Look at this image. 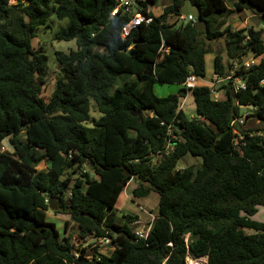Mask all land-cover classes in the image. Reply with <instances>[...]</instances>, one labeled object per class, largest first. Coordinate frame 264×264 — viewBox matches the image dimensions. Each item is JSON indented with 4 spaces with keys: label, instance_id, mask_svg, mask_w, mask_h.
I'll return each instance as SVG.
<instances>
[{
    "label": "trees",
    "instance_id": "trees-1",
    "mask_svg": "<svg viewBox=\"0 0 264 264\" xmlns=\"http://www.w3.org/2000/svg\"><path fill=\"white\" fill-rule=\"evenodd\" d=\"M10 1L0 0V143L11 147L0 151V264H264V222L253 219L264 206V131L236 125L238 136L230 124L244 116L264 123V58L243 66L264 54L262 30L227 25L225 0H190L206 23L201 35L192 21L174 26L185 0H170L157 16L149 8L158 0H136L151 20L125 38L130 15H111L117 0ZM232 7L264 20V0ZM51 13L67 19L55 39L76 48L55 52L59 75L44 99L47 57L30 39ZM220 39L227 58L215 52L213 73L233 70L245 88L231 97L227 87L215 100L212 88L195 86L198 117H188L180 85L204 77L208 43ZM155 84L179 89L159 97ZM239 104L253 108L240 115ZM186 155L200 159L196 170L177 168ZM130 180L131 196L158 195L145 238L135 236L136 215L116 217ZM49 197L78 236L107 235L115 249L87 259L85 247L45 219Z\"/></svg>",
    "mask_w": 264,
    "mask_h": 264
},
{
    "label": "rangeland",
    "instance_id": "rangeland-1",
    "mask_svg": "<svg viewBox=\"0 0 264 264\" xmlns=\"http://www.w3.org/2000/svg\"><path fill=\"white\" fill-rule=\"evenodd\" d=\"M233 0H226L228 6L232 7ZM54 0H50L49 4L50 6L53 5ZM170 2V0H158L156 4L152 5L149 10L152 12L153 15L157 16L162 13L163 8ZM10 3H13L11 0ZM229 16V15H228ZM226 17V19L228 18ZM67 25V19H58L54 13H51L50 16L47 18L46 23L42 25H38L33 32V36L30 39L31 46L34 49H43L45 52V55L47 57V71L46 75L44 77V84H42L41 87V96L44 99H47L50 94L52 93L54 89V83L56 78L59 75V67L58 63L55 59V52L56 51H62V52H68L71 49L76 48L75 40H56L55 34L65 28ZM209 48L211 50L207 51L204 59H205V76L204 78H198L197 84H203L200 83L201 80L204 82H207L204 85H209L211 77H213V56L215 52H220L223 61L225 62L226 53L224 48V42L222 39L212 41L208 43ZM211 86V85H210ZM217 86V84H216ZM179 89L178 86L172 85V84H155L153 87L154 93L159 96L163 97L170 93H175ZM219 90L223 91L222 87H218ZM214 93L212 92V97ZM215 98V97H214ZM181 106V109L188 117H198L193 103V98L191 95V92H186L185 98H180L179 107ZM91 116L97 118L99 116L98 112L91 111ZM244 124L243 128L244 130L248 129H255L258 130L259 133L264 131V123L259 122L253 117L245 118L244 116ZM0 151H6L11 152V147L8 143V140L5 139L0 143ZM200 159L197 157H193L190 155H186L182 157L177 164V168H183V167H191L193 170H196L199 167ZM45 163L41 162L38 166V169L45 168ZM129 187H127V195H125V191L120 194V196L117 199V202L115 204V210L117 212V220H120L122 217V214H130V215H136L137 218L141 221V223L138 225V227H145L146 224L151 221V216H156V209H157V201L158 196L157 193L152 192L150 193L146 198H136L131 196V187H136L137 183L135 180H130L128 182ZM127 184V185H128ZM58 202V210L51 211L49 208L45 211V219L47 221L54 222L56 225V228L60 231L61 235H65L67 237L70 236V240L76 243L75 245L78 248L80 247V241H83L85 243V248L88 250V254L93 253H103L107 254L108 251L105 246L99 245L98 248H92V242L89 241L88 237L85 236H78L76 225L67 214H63L58 212L60 203L58 199H54ZM141 207L143 210H146L147 212H150L151 215H147L143 212V210L139 209ZM137 219V220H138ZM257 221L264 222V206L260 205L258 206L257 213L255 217L253 218ZM67 223V230H65V225ZM80 240V241H79ZM205 259L200 258L196 260H192L190 264H205Z\"/></svg>",
    "mask_w": 264,
    "mask_h": 264
},
{
    "label": "built area",
    "instance_id": "built-area-1",
    "mask_svg": "<svg viewBox=\"0 0 264 264\" xmlns=\"http://www.w3.org/2000/svg\"><path fill=\"white\" fill-rule=\"evenodd\" d=\"M119 8H122L124 12H126L127 14L130 15L129 21L121 29L120 35L122 38H125L129 32V30L132 27H134L135 25L140 24V23H148L151 20L150 17L146 16L142 12V6L140 4H138L136 0H117V5L112 10L111 15L116 14V12L118 11ZM189 21H192L193 23H195L196 18L192 17V15H190V14L185 15V14L180 13L176 18L174 26L178 27V26H180L186 22H189ZM161 50L167 51V48L161 47ZM252 64H253V61L249 58V59L244 61L243 66L245 68H248ZM236 66L237 65L235 63H233V67L235 68ZM197 79H198V77L196 75L190 74L189 76L186 77V79L181 83L180 86H181V88H183L187 92H189V90H191L195 86H197ZM213 79L214 80H213V82H211L210 88H212V92L214 93L213 98L215 97L214 98L215 100H217V98H218V96H217L218 90L216 89L217 86L222 87L223 91H225V89L228 87V85H231L234 88V92H237V91L245 88L244 82L239 77H237V75H235V72L233 70L229 71L224 76H219V75L215 74ZM216 84H217V86H216ZM230 124H231V126H233V132L235 134H237L238 136H240V131H238V129L235 126L236 125H243L244 124V118L241 117L238 119H233ZM169 129L170 128L168 127V131H169ZM139 224H140L139 220H135L134 222H132V226H135V229H134L135 236L137 238H145L150 227H151V224L147 223L146 226L143 228L138 227ZM86 237H88L89 241L92 242V245H91L92 248H98L99 245H103L106 247L108 253L111 252L113 249H115V244L112 242L111 238L108 237L107 235L96 236L94 234H87ZM79 245L81 248L85 247V243L83 241H80ZM75 247L78 248L76 245H75ZM101 254H103V253H93V254L87 253V254H85V257L89 260L93 259V258L99 260L101 258ZM107 254H105V255H107ZM74 255H75V257H77L79 255V252L77 250L74 251ZM193 259L194 258L187 257L186 258V264H190V262Z\"/></svg>",
    "mask_w": 264,
    "mask_h": 264
},
{
    "label": "crops",
    "instance_id": "crops-1",
    "mask_svg": "<svg viewBox=\"0 0 264 264\" xmlns=\"http://www.w3.org/2000/svg\"><path fill=\"white\" fill-rule=\"evenodd\" d=\"M235 1L236 0H233L232 2H235ZM226 4H227V2H226ZM227 6H228V4H227ZM228 8H230V7L228 6ZM230 9H231V13L229 14L228 18L226 19V24L227 25H230L232 29L245 28V27H252L254 29H261L262 30V38H263V41H264V20H262L257 13L253 12L250 9H242L241 11L234 10L233 7H231ZM261 58H264V54L261 55L257 59H253V58H250V59L254 62V61H258ZM225 60H226V58H225ZM214 76H215V74L213 73V77H211V79H209L210 80L209 85H206V86L210 87L211 82H213V80H214L213 79ZM201 78H204V77H201ZM202 82H203V84H197V85H204V84L207 83V82H204L203 80H201L200 83H202ZM216 89L218 90V92H217V96H218L217 100H220V99H222L224 97V91L219 90L218 86L216 87ZM183 92L184 91L180 92V94L183 95V98H185L186 92H184V93ZM179 108L181 109V106ZM127 184L123 188V190L125 191V195H127V193H126L127 190L126 189H127V187H129V184L128 185ZM131 188L133 189L134 186L131 187ZM123 190H122V192H123ZM143 198H146V197H143ZM139 209L143 210L141 207H139ZM143 212L146 214V216L147 215L148 216L151 215L150 212H147L146 210H143ZM255 215L253 216V218L255 217ZM155 217L156 216H151L152 219L148 223L152 225V222L155 219ZM140 223H141V221H140Z\"/></svg>",
    "mask_w": 264,
    "mask_h": 264
},
{
    "label": "water",
    "instance_id": "water-1",
    "mask_svg": "<svg viewBox=\"0 0 264 264\" xmlns=\"http://www.w3.org/2000/svg\"><path fill=\"white\" fill-rule=\"evenodd\" d=\"M180 13L185 14V15H192V17L196 18V22L194 23V27L197 30L198 34L201 35L202 33L206 32V23L202 20L199 19V11L198 8L193 5L190 0H185L184 3L182 4L180 8ZM229 87V92L231 97L235 96L234 88L231 85H228ZM184 93V92H183ZM239 114L242 115L245 112H250L251 109L253 108L252 104L249 105H243L239 104ZM54 197H49L47 200L48 208L51 211H56L58 210V202L54 200ZM57 200V199H56ZM206 264V261H205Z\"/></svg>",
    "mask_w": 264,
    "mask_h": 264
}]
</instances>
